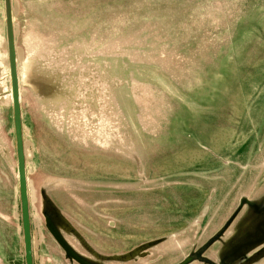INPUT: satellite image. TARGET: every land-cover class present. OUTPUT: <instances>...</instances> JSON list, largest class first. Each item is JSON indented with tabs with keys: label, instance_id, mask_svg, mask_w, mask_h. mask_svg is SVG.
Returning <instances> with one entry per match:
<instances>
[{
	"label": "rangeland",
	"instance_id": "obj_1",
	"mask_svg": "<svg viewBox=\"0 0 264 264\" xmlns=\"http://www.w3.org/2000/svg\"><path fill=\"white\" fill-rule=\"evenodd\" d=\"M13 11L20 72L44 84L21 98L33 240L40 171L77 233L63 235L96 263L176 264L246 199L204 255L264 264V0H13ZM12 140L0 128L3 180ZM40 242L34 264H76L47 260Z\"/></svg>",
	"mask_w": 264,
	"mask_h": 264
},
{
	"label": "water",
	"instance_id": "obj_2",
	"mask_svg": "<svg viewBox=\"0 0 264 264\" xmlns=\"http://www.w3.org/2000/svg\"><path fill=\"white\" fill-rule=\"evenodd\" d=\"M0 15L2 16V35L0 36V103L9 102L11 108V132L13 134L12 145L15 148V167L14 173L17 179L18 188V204L19 219L23 238V259L24 264H34L33 258V235L30 206V188H29V170L27 168V160L25 155L24 125L22 120V87L28 86L29 90L34 94H43V81L38 78L26 79L20 72L19 56H18V32L15 23V15L13 11V0H0ZM2 81L4 87H2ZM38 85V87H36ZM8 134L7 132H4ZM252 204L250 201L243 199L237 209L224 223V225L213 234L202 246L194 252L188 254L183 260L176 264H191L193 262H202L205 264H215L207 258L204 253L218 241L225 233L243 204ZM253 205V204H252ZM37 222L40 232L42 228L54 240L55 244L61 250L66 260L76 264H99L80 253H78L63 235L59 226L68 227L63 219L55 212L52 205L48 209L37 215ZM67 228V229H68ZM71 232L77 233L74 230ZM40 234V233H39ZM42 234H40L41 237ZM230 257L224 256L218 264H228Z\"/></svg>",
	"mask_w": 264,
	"mask_h": 264
},
{
	"label": "crops",
	"instance_id": "obj_3",
	"mask_svg": "<svg viewBox=\"0 0 264 264\" xmlns=\"http://www.w3.org/2000/svg\"><path fill=\"white\" fill-rule=\"evenodd\" d=\"M2 16L0 15V36L2 35ZM24 110V109H23ZM22 110V120L24 112ZM24 125V124H23ZM11 108L9 102L5 101L0 103V128L4 132H11ZM13 176V177H12ZM12 176L7 174L3 180L2 173L0 172V264H18L19 259H23V238L20 227L19 219V204H18V188L17 179L13 171ZM43 174L39 171L35 178L39 186L41 195H37L36 203L41 208V212L46 210V207L51 202V198L47 193V187L42 184L41 178ZM50 187V186H49ZM32 210V203L30 200ZM34 212V218L38 215ZM32 215V211H31ZM33 218V215H32ZM36 225V222H35ZM33 227V223H32ZM41 239H37V244L40 242L41 256L47 260L56 263V260L64 259L61 250L55 244L54 240L42 228ZM33 235V234H32ZM36 239V238H35ZM34 244V240H33ZM35 251L33 248V258L35 262ZM24 260V259H23Z\"/></svg>",
	"mask_w": 264,
	"mask_h": 264
},
{
	"label": "bare ground",
	"instance_id": "obj_4",
	"mask_svg": "<svg viewBox=\"0 0 264 264\" xmlns=\"http://www.w3.org/2000/svg\"><path fill=\"white\" fill-rule=\"evenodd\" d=\"M1 84H2V87H4V82L3 81H2ZM36 87H38V85H36ZM30 152L27 151V153H26L28 158L32 155V152L31 153ZM37 222H38V220L36 219V225H37ZM40 239H41V237L39 236V241H40ZM36 245H37V239L34 238V246H36Z\"/></svg>",
	"mask_w": 264,
	"mask_h": 264
}]
</instances>
